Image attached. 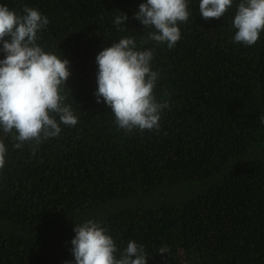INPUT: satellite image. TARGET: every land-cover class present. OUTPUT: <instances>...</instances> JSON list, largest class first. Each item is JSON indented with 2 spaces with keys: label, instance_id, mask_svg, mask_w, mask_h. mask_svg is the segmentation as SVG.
<instances>
[{
  "label": "trees",
  "instance_id": "16d2710c",
  "mask_svg": "<svg viewBox=\"0 0 264 264\" xmlns=\"http://www.w3.org/2000/svg\"><path fill=\"white\" fill-rule=\"evenodd\" d=\"M144 2L0 0L47 17L37 43L69 61L62 94L78 117L35 153L0 129V264H75L73 228L86 219L106 226L117 256L129 240L142 245L146 264H264V31L251 46L234 42L240 0L207 20L188 0L169 49L145 41L154 29L134 19ZM122 37L153 51L154 95L169 103L159 131L127 133L97 103L95 57Z\"/></svg>",
  "mask_w": 264,
  "mask_h": 264
},
{
  "label": "clouds",
  "instance_id": "9594fccd",
  "mask_svg": "<svg viewBox=\"0 0 264 264\" xmlns=\"http://www.w3.org/2000/svg\"><path fill=\"white\" fill-rule=\"evenodd\" d=\"M232 3L233 0H199V12L205 20L221 18ZM22 12L0 5V51L5 54L0 59V129L5 135H12L15 148L28 142L35 153L40 143L60 134L61 123L74 126L78 117L62 94L71 74L69 61L37 43V33L49 20L28 5L23 6ZM189 15L188 0H146L139 4L134 19L143 27L154 29L145 41L166 44L171 49L181 37L179 24L186 22ZM127 19L119 12L113 23L123 30ZM232 26L236 29L234 42L255 44L264 31V0H240ZM152 59L153 51L138 50L132 37L120 38L95 57L97 103L103 98L117 128L127 133L136 129L159 131L161 112L169 107L168 101H158L154 95L158 73L151 69ZM260 121L264 124V115ZM6 153V145L0 140V169L5 165ZM73 231L71 252L75 264H146L144 248L134 240H129L117 256L114 239L97 220L75 223ZM168 251L165 247L157 250Z\"/></svg>",
  "mask_w": 264,
  "mask_h": 264
}]
</instances>
